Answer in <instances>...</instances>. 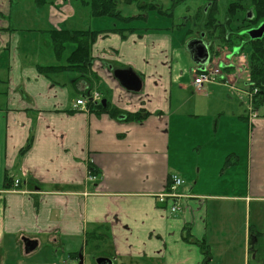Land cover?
I'll return each instance as SVG.
<instances>
[{
	"label": "crops",
	"instance_id": "1",
	"mask_svg": "<svg viewBox=\"0 0 264 264\" xmlns=\"http://www.w3.org/2000/svg\"><path fill=\"white\" fill-rule=\"evenodd\" d=\"M13 3L0 0V264H251L264 233L257 135L252 143L244 106L215 103L225 86L196 91L193 37L176 44L172 28L132 23L126 39L101 35L84 71L45 74L75 48L59 59L51 32L64 29L27 26L22 10L14 20ZM109 66L133 68L143 91L127 92ZM139 111L142 122L128 119ZM172 175L184 181L179 213L158 200ZM25 239L36 249L27 253Z\"/></svg>",
	"mask_w": 264,
	"mask_h": 264
},
{
	"label": "rangeland",
	"instance_id": "2",
	"mask_svg": "<svg viewBox=\"0 0 264 264\" xmlns=\"http://www.w3.org/2000/svg\"><path fill=\"white\" fill-rule=\"evenodd\" d=\"M14 9H13V19L16 20V16L20 14L22 10L23 15L26 12V20L22 23L27 22V26H34V22L37 21L39 26L35 29H46V21H50L52 25L57 29H66V30H98V29H112L115 26L121 28L124 25L121 23L111 20V19H95L91 16V10L88 6H85V2H90V0H13ZM233 0H219L218 5V21L220 23L228 19V6L232 3ZM153 2L158 10L154 11H140L134 5H128L123 3L119 5V10L123 16H139L143 15L144 18H140L132 22L134 27H167L172 28L171 32L174 33L176 44L184 39L185 35L190 37H195L197 32L200 29L199 23H197V10H201L204 3L201 1L194 0H184L179 6L174 7L170 0H150ZM42 7H38V5ZM43 11L41 12L42 8ZM165 12V15H162L160 11ZM171 14L172 17L167 15ZM21 15V14H20ZM238 18V17H237ZM236 22V18L234 19ZM132 26L129 25L128 27ZM35 27V26H34ZM42 34V32H41ZM28 34L30 38L37 39L44 42L45 38L41 35ZM34 36V37H33ZM191 41V40H189ZM188 41V42H189ZM187 42V43H188ZM27 44V43H25ZM213 46L211 47V65L215 66V47H219V43L215 44V39H213ZM39 48V47H38ZM41 49H43L41 45ZM38 50V49H37ZM69 53V51H67ZM250 56L251 50L249 48H244L238 55H234L232 58L233 63L235 64L234 73L228 74L227 79L216 83V85L225 86L224 89L220 87H215V93L213 98H215L216 104L228 103L231 101V104L236 106H244V114L247 118L250 111L257 109L258 118L254 119L253 124L250 123V132L252 133V143L254 136V146H255V156L253 158L252 171V180L253 183L259 182L264 187V102L259 106L253 104V101L250 97V89L247 87L249 80V70H250ZM190 58V57H189ZM241 58L245 59V62H241ZM189 61L191 60L188 59ZM243 60V59H242ZM64 64V61H61ZM191 63L194 62L191 60ZM222 72V71H221ZM225 76L226 73L222 72ZM182 76L184 80H192V75L188 78V72L183 73ZM226 77V76H225ZM228 80V81H227ZM189 93L191 95H196L194 89H190ZM238 109V108H237ZM241 109V108H240ZM238 112V110H237ZM242 112V113H243ZM260 138V141H259ZM239 168V167H238ZM239 171H235V176L245 177L246 172L241 165ZM231 175V171L226 173ZM225 174V175H226ZM224 175V176H225ZM256 191L260 189L254 188ZM264 189V188H263ZM264 197V190L260 194ZM254 209V205H253ZM254 215V214H253ZM259 221H263L264 216L259 217ZM254 223V220L253 222ZM260 243L254 249L255 253L251 256V264H264V233L260 237ZM92 256V255H91ZM90 258L87 260V264H91Z\"/></svg>",
	"mask_w": 264,
	"mask_h": 264
},
{
	"label": "trees",
	"instance_id": "3",
	"mask_svg": "<svg viewBox=\"0 0 264 264\" xmlns=\"http://www.w3.org/2000/svg\"><path fill=\"white\" fill-rule=\"evenodd\" d=\"M173 6H179L184 0H171ZM204 3L201 10H197V19L202 22V30L208 35V38L215 39V0H200ZM208 2L212 3V9L205 13L203 8L208 6ZM126 3L128 5L136 6L140 11H154L158 10L157 6L150 2V0H90L85 2L91 10V16L95 19H111L121 23L124 26H129L132 22L144 18L143 15L139 16H123L119 10V5ZM162 15L165 12L159 10ZM168 17L173 15L169 14ZM258 18H262L259 14ZM136 29L124 27L113 28L104 32L93 30H59L52 31V44L56 56L61 59L68 51V46H73L75 50L70 53L67 58V64L57 67H40L42 73L48 71L60 72L63 70H77L84 71L93 61V47L99 37L103 34H120L124 39L134 33ZM251 46L250 56V70H249V83L247 87L252 94L253 103L259 106L264 102V39L258 42H253ZM257 91V92H255ZM101 109L102 106H99ZM148 114L139 111L136 114H130L128 119L134 122H142Z\"/></svg>",
	"mask_w": 264,
	"mask_h": 264
},
{
	"label": "flooded vegetation",
	"instance_id": "4",
	"mask_svg": "<svg viewBox=\"0 0 264 264\" xmlns=\"http://www.w3.org/2000/svg\"><path fill=\"white\" fill-rule=\"evenodd\" d=\"M201 3L203 2L201 1ZM207 4L208 6L203 8L205 13L209 12L213 6L211 2ZM218 5L219 0H215V44L219 43V47H215V64L221 68L232 69L235 68L232 61L234 55H238L244 48L251 50L250 45L253 42L264 39V34L261 38L256 39L251 38L248 34L250 30L257 29L264 24V0H233L228 6L229 17L222 23L218 21ZM259 14L262 15L260 19L258 18ZM197 23H199L200 29L191 40H203L209 45L210 54L213 39H209L208 35L202 30V22L198 20ZM241 62H245V59L241 58Z\"/></svg>",
	"mask_w": 264,
	"mask_h": 264
},
{
	"label": "water",
	"instance_id": "5",
	"mask_svg": "<svg viewBox=\"0 0 264 264\" xmlns=\"http://www.w3.org/2000/svg\"><path fill=\"white\" fill-rule=\"evenodd\" d=\"M248 34L251 38H261L264 34V24L259 28L250 30ZM187 52L191 56V60L205 70L207 63L209 62V45L201 39L191 40L187 44ZM110 72H112L115 80L120 84V86L127 92L132 94H139L143 91L144 82L141 77L133 70V68L117 69L113 66H109ZM105 105V101L102 102ZM26 246V252L30 253L36 249V244L31 240H24ZM97 264H113L111 259L108 258H98L96 260ZM80 264H83L82 258H80Z\"/></svg>",
	"mask_w": 264,
	"mask_h": 264
},
{
	"label": "built area",
	"instance_id": "6",
	"mask_svg": "<svg viewBox=\"0 0 264 264\" xmlns=\"http://www.w3.org/2000/svg\"><path fill=\"white\" fill-rule=\"evenodd\" d=\"M223 74L221 72V69L219 68V66L215 65V66H211L210 68L205 69L202 72H199V74H197L195 76V80H194V87L196 89V91H201L203 86L205 84H213L218 82L220 79H223ZM249 82V80H248ZM257 92V91H255ZM250 97L252 99V94L250 93ZM93 101H99V95L95 94L93 96ZM253 101V100H252ZM85 100L80 99L76 102L75 104V108L77 109L80 106H85ZM256 109L251 110L247 120L249 123L253 124L254 119L258 118V113H256ZM91 180H95V177H91ZM19 180L15 181V185L18 186L19 185ZM184 186V181L182 178H180L177 175H172L171 176V180H170V184H169V188H168V192H166L165 194H162L158 197V200L160 203L162 204H169L170 210L172 213H179L182 211V205L180 204L181 199L183 198V196L180 194V189Z\"/></svg>",
	"mask_w": 264,
	"mask_h": 264
}]
</instances>
